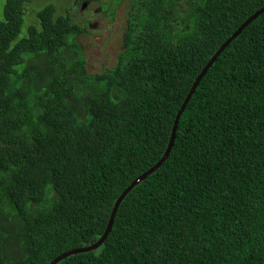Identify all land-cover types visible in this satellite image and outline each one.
<instances>
[{"label":"trees","instance_id":"1","mask_svg":"<svg viewBox=\"0 0 264 264\" xmlns=\"http://www.w3.org/2000/svg\"><path fill=\"white\" fill-rule=\"evenodd\" d=\"M196 1L187 34L160 32L159 14L100 71L72 41L86 26L55 2L21 34L30 0L5 1L0 264H48L89 246L112 213L99 247L56 264H264V12L217 54L264 0ZM216 54L166 159L115 207L167 150Z\"/></svg>","mask_w":264,"mask_h":264},{"label":"clouds","instance_id":"2","mask_svg":"<svg viewBox=\"0 0 264 264\" xmlns=\"http://www.w3.org/2000/svg\"><path fill=\"white\" fill-rule=\"evenodd\" d=\"M41 4L55 2L56 7L59 3L65 5L64 0H38ZM179 2L180 0H175ZM70 7H75L78 9L81 14H89L91 17H99V15H109V13L114 12L117 0L115 3L108 5L107 0H67ZM167 0H129L128 2H123L116 9V20L114 22H109L107 20L104 21L106 25L103 28H113V34L120 38V43L124 41V37L127 33H133L134 35H138L139 33L145 32V29L151 27H157L155 17L159 14L164 15V23L162 33H166L170 37H180V32L175 33L172 32L171 25L173 23L170 22V9L166 7ZM174 2V0H173ZM196 0L191 4V14H192V24L194 20V12L193 8L195 7ZM29 3V2H26ZM128 3L129 9L125 7V4ZM65 8V6H64ZM63 8V9H64ZM65 13H69V10H64ZM129 15L132 17V21L123 22L124 16ZM37 21V20H36ZM31 24V23H28ZM27 24V25H28ZM37 25L36 23H32ZM90 29H96L98 25L94 24V20L91 24L88 25ZM185 34H187V30H184ZM84 49V48H83ZM74 52V50L69 49L68 52H64V56L68 59L72 58L69 56L70 53ZM193 85V84H192ZM192 87V86H191Z\"/></svg>","mask_w":264,"mask_h":264},{"label":"rangeland","instance_id":"3","mask_svg":"<svg viewBox=\"0 0 264 264\" xmlns=\"http://www.w3.org/2000/svg\"><path fill=\"white\" fill-rule=\"evenodd\" d=\"M6 0H0V16L2 13V6L4 5ZM65 2V8L62 3H59L57 6V9L59 12H64V10L67 8V5L69 4L67 0H64ZM124 2H128L129 0H123ZM41 6V3L38 0H30L29 3H25V24L22 29V33L24 34L25 27H27L28 23H36V15L39 11V7ZM125 7L129 9L128 3L125 4ZM64 8V9H63ZM69 14L73 16V19L78 22L82 27L86 28L83 32L79 34H74L72 37V41L75 43V47H80V52L88 59L89 65L93 68V70L100 71V69L111 66V61L108 60V58L112 57L114 54H118L121 49H117V47L121 46L120 44V38H117L113 31L109 28H104L107 30L112 36H109V38L106 39H98V31L102 29L109 20L108 15H99V17H91L89 14H81L78 12V9L69 8ZM94 20V24L97 23L98 27L96 29L92 28L90 29L88 27L89 24H91ZM125 21H132V17L129 15L124 16L123 22ZM97 46L100 49H97ZM84 48V49H83ZM73 49V48H71ZM104 49H109L107 53L104 52ZM78 51L72 52L69 54V56L73 57L75 54H78ZM116 58V57H115ZM108 60L107 64L106 61Z\"/></svg>","mask_w":264,"mask_h":264},{"label":"water","instance_id":"4","mask_svg":"<svg viewBox=\"0 0 264 264\" xmlns=\"http://www.w3.org/2000/svg\"><path fill=\"white\" fill-rule=\"evenodd\" d=\"M264 12V7L262 9H260L259 11L255 12L252 16H250L233 34L230 38H228L222 45L221 47L219 48V50L217 51V54L219 55L221 53V50L224 49L227 44L230 42L231 39L235 38L240 32L241 30L246 26L248 25L251 21H253L255 18H257L261 13ZM216 55L212 56L210 58V60L208 61V63L206 64V66L203 68V70L201 71V73L198 75V77L196 78L195 82L193 83L192 87L190 88L189 90V93L186 97V99L184 100L183 104L181 105V108L180 110L178 111L177 115H176V118H175V121L173 123V127H172V131H171V135H170V140H169V143H168V147H167V150L165 151V153L162 155V157L160 158V160L153 166L151 167L150 169H148L146 172L142 173L141 175H139L138 177H136L134 179V181L124 190V192L121 194V196L116 200L115 202V207H117L120 203V200L128 193L130 192V190L137 184H139L141 181H143L148 175L152 174L163 162L164 160L166 159L167 155H168V152L170 150V148H172L173 146V141H174V138H175V132H176V129H177V123H178V119L179 117L181 116V114L183 113L184 111V108L186 106V104L188 103L191 95L193 94L194 90H195V87L197 85V83H199L200 79L203 77V75L208 71V69L212 66V64L214 63L215 61V58H216ZM113 220V213L111 215V218L109 220V223H108V226H107V229L106 231L104 232V234L93 244L89 245V246H84V247H80V248H77V249H72V250H69V251H66L62 254H60L59 256H57L56 258H54L50 263L48 264H56L57 262H59L60 260L70 256V255H73V254H76V253H83V252H88V251H93L94 249H96L97 247H99L107 233H108V230H109V227H110V224Z\"/></svg>","mask_w":264,"mask_h":264},{"label":"flooded vegetation","instance_id":"5","mask_svg":"<svg viewBox=\"0 0 264 264\" xmlns=\"http://www.w3.org/2000/svg\"><path fill=\"white\" fill-rule=\"evenodd\" d=\"M166 1V0H165ZM194 0H180L176 2L174 0L173 3L168 5V9L171 11L170 13V22L173 23L171 25V31L178 33L183 32L184 30H188L192 24V14H191V4ZM116 0H107L108 5L115 3ZM124 1L117 0L115 10L113 12V17H109V22H114L116 20V9L120 6ZM97 25V23H95Z\"/></svg>","mask_w":264,"mask_h":264}]
</instances>
